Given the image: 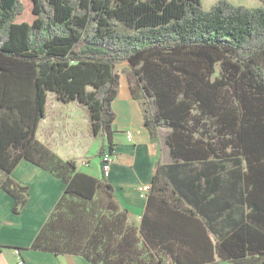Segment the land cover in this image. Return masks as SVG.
<instances>
[{
    "label": "trees",
    "instance_id": "1",
    "mask_svg": "<svg viewBox=\"0 0 264 264\" xmlns=\"http://www.w3.org/2000/svg\"><path fill=\"white\" fill-rule=\"evenodd\" d=\"M258 1L246 7L218 0L204 8L202 0H30L23 18V0H0L1 187L17 213L28 187L9 175L21 160L65 185L30 249L91 264H258L264 0ZM123 63L151 138L169 131L170 162L157 165L138 226L108 183L78 172L36 137L52 92L87 109L92 135L102 134L112 153L111 105Z\"/></svg>",
    "mask_w": 264,
    "mask_h": 264
},
{
    "label": "crops",
    "instance_id": "2",
    "mask_svg": "<svg viewBox=\"0 0 264 264\" xmlns=\"http://www.w3.org/2000/svg\"><path fill=\"white\" fill-rule=\"evenodd\" d=\"M229 1L246 7L260 4L258 0ZM52 97L50 109L47 98L45 117L38 125V141L61 159L73 160L78 172L108 183L129 220L138 226L147 199L139 188L150 185L157 165L163 163L165 149L158 135L152 139L144 127L143 111L140 102L130 94L128 78L120 77L117 97L111 105L115 114L112 123L114 158L107 177L102 173L100 156H96L98 150L99 154L101 150L108 151L105 137L92 135L87 109L76 101L62 103L55 95ZM45 127L46 132L41 133ZM4 177L0 171V264L19 261L23 264H91L81 256L55 255L29 248L61 197L64 183L45 169L21 160L9 177L28 187V199L15 213L14 198L1 187Z\"/></svg>",
    "mask_w": 264,
    "mask_h": 264
},
{
    "label": "rangeland",
    "instance_id": "3",
    "mask_svg": "<svg viewBox=\"0 0 264 264\" xmlns=\"http://www.w3.org/2000/svg\"><path fill=\"white\" fill-rule=\"evenodd\" d=\"M215 1H217V0H202V5L205 8H209L211 5H213L215 3ZM23 4H24L25 10H26V12L23 15V18L24 17L27 18V16H29L30 0H23ZM215 70H216V74H218L219 73V70H220V67H219L218 64L216 65ZM116 71L120 74V77H126V78H128V81L130 80V70H129L127 64L123 63V64L117 65ZM53 95L54 94L52 92H48V94H47V98L50 101L49 102V105H48V109H50L51 100L52 101L54 100V98L52 97ZM65 106H68V105H65ZM46 130H47V127H45L44 129H42L41 133H45ZM168 132L169 131L167 129H158L157 130V135L161 139L162 145L164 146V149H165L163 151V161H162L163 163L162 164H166V163H169L170 162L168 149H167V146L164 144V139H165V136H166V134ZM100 140H101L100 138L97 139V141H95V143L98 144V141L100 142ZM92 150H93V148H92ZM96 156H100L99 150L97 151ZM101 199L103 200V198H101ZM165 261L167 263V260H165ZM263 262H264V256L262 258H260L258 264H261ZM218 263L219 264H235V262H233V261L232 262H218Z\"/></svg>",
    "mask_w": 264,
    "mask_h": 264
},
{
    "label": "built area",
    "instance_id": "4",
    "mask_svg": "<svg viewBox=\"0 0 264 264\" xmlns=\"http://www.w3.org/2000/svg\"><path fill=\"white\" fill-rule=\"evenodd\" d=\"M113 155L109 151H104L100 154V163H101V170L105 177L108 176L110 164L113 162ZM139 190L144 194H147L149 191V185L140 187ZM16 254H19V251L16 250ZM17 264H23V262L19 261Z\"/></svg>",
    "mask_w": 264,
    "mask_h": 264
}]
</instances>
